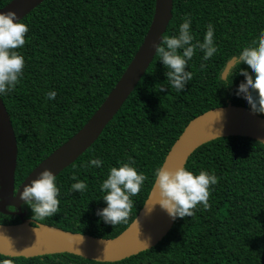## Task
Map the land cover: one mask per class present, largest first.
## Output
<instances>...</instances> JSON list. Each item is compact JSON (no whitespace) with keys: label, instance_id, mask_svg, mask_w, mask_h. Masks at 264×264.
Instances as JSON below:
<instances>
[{"label":"trees","instance_id":"1","mask_svg":"<svg viewBox=\"0 0 264 264\" xmlns=\"http://www.w3.org/2000/svg\"><path fill=\"white\" fill-rule=\"evenodd\" d=\"M173 1L163 42L121 109L23 205L32 225L114 238L143 208L192 119L228 104L264 117V0ZM155 2L44 0L1 38L0 98L17 139L16 188L105 101L143 43ZM19 223L0 212V224ZM0 264H264V144L229 136L196 149L177 219L149 250L118 262L0 254Z\"/></svg>","mask_w":264,"mask_h":264},{"label":"water","instance_id":"2","mask_svg":"<svg viewBox=\"0 0 264 264\" xmlns=\"http://www.w3.org/2000/svg\"><path fill=\"white\" fill-rule=\"evenodd\" d=\"M43 1L11 0L0 8V40ZM173 3V0H156L153 20L143 43L105 101L87 123L40 162L17 189V139L10 115L0 98V212L21 219V223L15 225L0 224V254L28 258L69 253L100 262H118L137 255L155 247L172 229L178 216L184 169L196 149L229 136L248 137L264 144V117L243 106L216 107L187 124L166 155L143 208L118 236L107 239L38 222L32 225L33 221L26 218L22 204L30 199L34 201L43 186L92 146L146 74L173 18ZM238 60L233 57L226 64L223 80ZM150 208L154 210L147 214ZM21 224H27L35 233L18 235L10 231Z\"/></svg>","mask_w":264,"mask_h":264},{"label":"bare ground","instance_id":"3","mask_svg":"<svg viewBox=\"0 0 264 264\" xmlns=\"http://www.w3.org/2000/svg\"><path fill=\"white\" fill-rule=\"evenodd\" d=\"M154 208H150L147 210V214H151L153 212ZM11 232L18 234V235H31L34 234V230L31 229L27 224H21L20 226H17L16 228L10 229Z\"/></svg>","mask_w":264,"mask_h":264},{"label":"flooded vegetation","instance_id":"4","mask_svg":"<svg viewBox=\"0 0 264 264\" xmlns=\"http://www.w3.org/2000/svg\"><path fill=\"white\" fill-rule=\"evenodd\" d=\"M16 189H17V188H16ZM29 196H30V195H29ZM35 200H36V199H35ZM35 200H34V201H35ZM30 201H32V200L30 199ZM27 202H29V200L26 201L25 203H27ZM25 203H23L22 206H21V207H22V211H24V212H25V210L23 209V205H24Z\"/></svg>","mask_w":264,"mask_h":264}]
</instances>
